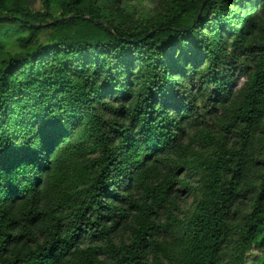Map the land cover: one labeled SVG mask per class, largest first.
<instances>
[{
  "label": "trees",
  "instance_id": "trees-1",
  "mask_svg": "<svg viewBox=\"0 0 264 264\" xmlns=\"http://www.w3.org/2000/svg\"><path fill=\"white\" fill-rule=\"evenodd\" d=\"M35 1L0 0V264H264V0Z\"/></svg>",
  "mask_w": 264,
  "mask_h": 264
},
{
  "label": "rangeland",
  "instance_id": "rangeland-1",
  "mask_svg": "<svg viewBox=\"0 0 264 264\" xmlns=\"http://www.w3.org/2000/svg\"><path fill=\"white\" fill-rule=\"evenodd\" d=\"M158 0H139V2L135 3L137 5L138 8H147V9H152L154 7H156ZM34 8L36 10H40L41 9V4L40 1H35L34 2ZM15 26L13 25H2L0 26L1 31H5L8 29H14ZM238 74V73H237ZM247 80V77L245 75H240L238 77V85H242L245 81ZM192 203V199L188 200V204L186 205V203H183V206L186 208L189 204ZM260 256V252L257 249H253L248 257V260L250 262H252L255 258H258Z\"/></svg>",
  "mask_w": 264,
  "mask_h": 264
}]
</instances>
